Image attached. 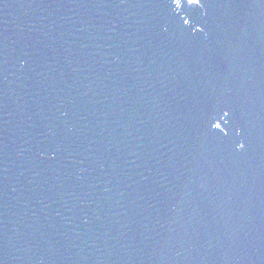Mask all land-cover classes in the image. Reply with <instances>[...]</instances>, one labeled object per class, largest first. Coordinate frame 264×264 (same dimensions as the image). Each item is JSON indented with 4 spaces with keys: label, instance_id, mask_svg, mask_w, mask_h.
Listing matches in <instances>:
<instances>
[{
    "label": "water",
    "instance_id": "95a60500",
    "mask_svg": "<svg viewBox=\"0 0 264 264\" xmlns=\"http://www.w3.org/2000/svg\"><path fill=\"white\" fill-rule=\"evenodd\" d=\"M0 264H264V0H0Z\"/></svg>",
    "mask_w": 264,
    "mask_h": 264
}]
</instances>
